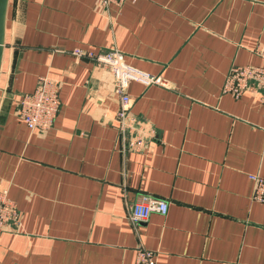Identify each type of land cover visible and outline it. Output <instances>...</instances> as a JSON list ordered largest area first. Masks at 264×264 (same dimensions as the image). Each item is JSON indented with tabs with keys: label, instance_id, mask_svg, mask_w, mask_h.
<instances>
[{
	"label": "crops",
	"instance_id": "0c3cea01",
	"mask_svg": "<svg viewBox=\"0 0 264 264\" xmlns=\"http://www.w3.org/2000/svg\"><path fill=\"white\" fill-rule=\"evenodd\" d=\"M264 0H8L0 65V190L20 228L0 232V264H264V106L222 92L231 66H261ZM74 48L117 51L166 86L130 82V111L150 132L129 151L107 69ZM47 77L59 110L47 131L18 117ZM150 136V135H149ZM147 139V138H146ZM167 212L129 219L138 196Z\"/></svg>",
	"mask_w": 264,
	"mask_h": 264
},
{
	"label": "built area",
	"instance_id": "2783aa9c",
	"mask_svg": "<svg viewBox=\"0 0 264 264\" xmlns=\"http://www.w3.org/2000/svg\"><path fill=\"white\" fill-rule=\"evenodd\" d=\"M125 2L126 0H97V6L100 10L107 11L111 5L120 7ZM70 53L111 72L114 78V90L120 100L116 113V127L129 151L142 152L150 141L151 134L131 113V99L126 92L127 86L130 82H140L148 86L165 87L166 82L126 65L123 55L117 51L96 54L74 48ZM255 53L262 59L263 64L261 66H231L226 75L222 92L230 94L234 98L240 97L246 91L253 92L257 94L259 102L264 106V44L258 45ZM58 110V85L47 77H39L34 91L20 98L18 117L29 130L43 132L52 127ZM249 180L252 183V201L264 203V178L259 175H250ZM167 208L168 204L165 201L141 195L138 196L136 202L130 205L129 219L133 222L145 221L152 212L165 215ZM19 228L20 215L17 206L8 197L7 190H0V232L16 231ZM134 264L157 263L154 253L143 247H138Z\"/></svg>",
	"mask_w": 264,
	"mask_h": 264
},
{
	"label": "water",
	"instance_id": "95a60500",
	"mask_svg": "<svg viewBox=\"0 0 264 264\" xmlns=\"http://www.w3.org/2000/svg\"><path fill=\"white\" fill-rule=\"evenodd\" d=\"M8 0H0V65L2 60V51L4 44L5 18Z\"/></svg>",
	"mask_w": 264,
	"mask_h": 264
}]
</instances>
